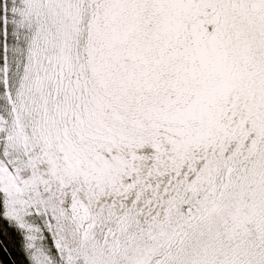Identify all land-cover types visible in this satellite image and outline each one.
Listing matches in <instances>:
<instances>
[{"label":"snow or ice","instance_id":"1","mask_svg":"<svg viewBox=\"0 0 264 264\" xmlns=\"http://www.w3.org/2000/svg\"><path fill=\"white\" fill-rule=\"evenodd\" d=\"M0 264H264V0H0Z\"/></svg>","mask_w":264,"mask_h":264}]
</instances>
